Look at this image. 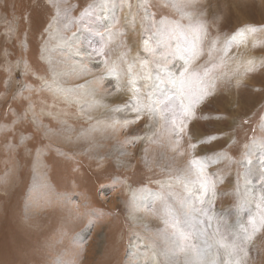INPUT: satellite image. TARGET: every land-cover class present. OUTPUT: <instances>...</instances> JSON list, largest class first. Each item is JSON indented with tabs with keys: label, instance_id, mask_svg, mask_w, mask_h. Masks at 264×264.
<instances>
[{
	"label": "rangeland",
	"instance_id": "rangeland-1",
	"mask_svg": "<svg viewBox=\"0 0 264 264\" xmlns=\"http://www.w3.org/2000/svg\"><path fill=\"white\" fill-rule=\"evenodd\" d=\"M262 198L264 0H0V264H264Z\"/></svg>",
	"mask_w": 264,
	"mask_h": 264
},
{
	"label": "snow or ice",
	"instance_id": "snow-or-ice-1",
	"mask_svg": "<svg viewBox=\"0 0 264 264\" xmlns=\"http://www.w3.org/2000/svg\"><path fill=\"white\" fill-rule=\"evenodd\" d=\"M197 0H169V3L171 4V6L173 8H177L178 10L180 9V4L181 3H189V4H194L196 3ZM178 26V25H177ZM249 32H255L256 29L255 28H249L248 29ZM201 39L199 31H196V34L193 37V40L191 41V46L187 49V51L190 53L188 60L186 62L190 63L191 60L193 58H195L198 55V41ZM111 69H109V74L111 73ZM185 75H187V69H185ZM168 83H171L174 87H176L177 85L179 86L180 91L184 90V79H180L179 81L175 80V79H170L168 81ZM203 97H201L202 99ZM171 100V97H166L165 101ZM164 103V111H165V119L166 122H171L173 125L176 124V120L178 118V116L182 117V116H190L191 115V109H192V103L190 102L188 105H184L181 104L179 106V112L173 110L171 107L168 106L167 103ZM151 111H155V109H150ZM137 112H140L141 109L137 108L136 109ZM182 123V120H181ZM179 131H183V127L179 128ZM193 164H196L197 162L194 160L192 161ZM264 199V198H262ZM187 223V221H186ZM171 226L176 229V231L174 232V235H176L179 238H184L183 233L179 230V221L178 220H173ZM260 227H264V216L261 217L260 219ZM251 234H249V230L248 228H242L241 232L243 233V235H241L240 237L237 238V240L240 241H251L253 239V236L255 235L256 232L259 231V228L257 227L256 221L253 220L251 221ZM237 240H233L232 244L230 246L221 244V247L224 248H228V255L232 256L237 250L239 251H244L243 247L241 246L240 243L237 242ZM226 264H228V262H226ZM233 264H241V262L239 260L233 262Z\"/></svg>",
	"mask_w": 264,
	"mask_h": 264
},
{
	"label": "bare ground",
	"instance_id": "bare-ground-1",
	"mask_svg": "<svg viewBox=\"0 0 264 264\" xmlns=\"http://www.w3.org/2000/svg\"><path fill=\"white\" fill-rule=\"evenodd\" d=\"M219 4V3H218ZM217 4V5H218ZM221 7H222V5L221 4H219ZM249 6V5H248ZM239 14V13H238ZM259 15V14H258ZM244 18V17H243ZM130 20V19H129ZM243 20V19H242ZM133 23H134V19L132 18V20H131ZM245 21H247V20H245ZM244 22V21H243ZM128 29V28H127ZM129 32H130V30H129ZM130 40H131V43L135 46L136 45V43L133 41V39H132V36H130ZM63 43V42H62ZM255 43V42H254ZM74 44V43H73ZM132 50H133V48H132ZM131 53H133V52H131ZM134 54V53H133ZM133 56V55H132ZM132 58V57H131ZM134 60V59H133ZM145 61V60H144ZM134 64V63H133ZM139 64H141V63H138V65ZM148 64V63H147ZM146 64V65H147ZM142 66V65H141ZM143 66H145V65H143ZM140 67V66H139ZM144 67H141V70L143 69ZM146 70L147 69H145L144 71L146 72ZM144 72V73H145ZM147 73V72H146ZM149 74V73H148ZM159 75V74H158ZM147 76V75H146ZM157 77V76H156ZM150 78V77H149ZM151 80H153V79H151ZM118 81V80H117ZM144 82V81H143ZM156 87V86H155ZM117 98V97H116ZM94 117V116H93ZM114 117V116H113ZM101 118V117H100ZM107 119V118H106ZM102 121V120H101ZM230 124V123H229ZM232 126V125H231ZM228 127H230V126H228ZM226 129V128H225ZM230 129V128H229ZM134 204V203H133ZM136 205V204H135ZM136 210H137V208H136ZM216 230V229H215ZM186 253V252H185ZM202 255V254H201ZM200 255V256H201ZM210 257V260H211V258L213 259V256L211 255V256H209ZM200 258V257H199ZM208 258V257H207ZM201 259H203V257L201 258ZM222 259H224V260H226V258L225 257H222ZM205 262V261H204ZM207 262H208V260H207ZM197 264V263H196ZM199 264V263H198Z\"/></svg>",
	"mask_w": 264,
	"mask_h": 264
}]
</instances>
